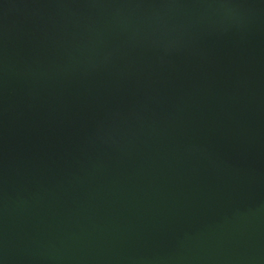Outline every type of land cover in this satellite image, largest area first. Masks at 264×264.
<instances>
[{"label":"water","instance_id":"obj_1","mask_svg":"<svg viewBox=\"0 0 264 264\" xmlns=\"http://www.w3.org/2000/svg\"><path fill=\"white\" fill-rule=\"evenodd\" d=\"M0 264H264V0H0Z\"/></svg>","mask_w":264,"mask_h":264}]
</instances>
